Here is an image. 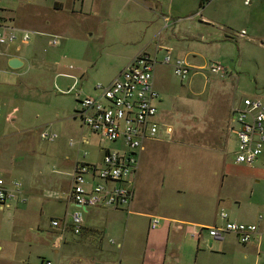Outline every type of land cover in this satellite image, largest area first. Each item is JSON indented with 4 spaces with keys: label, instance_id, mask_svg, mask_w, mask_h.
<instances>
[{
    "label": "rangeland",
    "instance_id": "1",
    "mask_svg": "<svg viewBox=\"0 0 264 264\" xmlns=\"http://www.w3.org/2000/svg\"><path fill=\"white\" fill-rule=\"evenodd\" d=\"M159 1L161 7L152 3L150 8L141 0L3 3L6 17L32 35L27 44L0 45V173L21 180L28 200L12 208L0 207V264H37L48 256L55 264H67L65 255L71 253L78 235L68 225L63 251L56 255L52 242L57 233L50 227L51 219H64L68 208L72 176L63 161L67 155L82 160L87 152L85 159L100 165L103 145L124 149L121 142L103 143L96 133L89 144L80 141L82 123L75 114L76 95L98 82L108 83L139 49L154 54L159 44L167 45L173 57L186 59L193 68L182 80L173 73V66L160 62L166 47L157 54V119L171 129L170 134L161 129L158 139L149 140V148L139 155L138 197L151 198L152 207L156 198L162 200L169 193L196 200L204 189L220 183V172L216 175L214 171L225 162L235 163L237 141L231 130V107L245 96L264 99V0L249 4L245 0ZM199 10L214 23H203L201 16H194ZM163 15L171 19L167 27ZM242 31L244 35H240ZM55 34L58 37L52 44ZM8 48L17 49L22 67L7 65L4 53ZM213 60L223 62L229 73H211L208 67ZM59 72L75 74L77 82ZM47 130L58 137L43 139L40 133ZM261 160L264 153L257 165ZM178 188L183 193L177 194ZM75 210L69 206V212ZM131 211L120 215V235ZM97 221L96 226L104 225L98 211L86 215L89 226ZM145 228L136 236L141 238L138 248L131 245L134 237L130 231L124 242L108 230L104 244L114 249L116 261L128 262L130 253L131 257L142 253ZM110 239L119 241L121 247Z\"/></svg>",
    "mask_w": 264,
    "mask_h": 264
},
{
    "label": "built area",
    "instance_id": "2",
    "mask_svg": "<svg viewBox=\"0 0 264 264\" xmlns=\"http://www.w3.org/2000/svg\"><path fill=\"white\" fill-rule=\"evenodd\" d=\"M251 0H245L250 3ZM0 0V45L19 42L26 44L32 35L31 30L19 27L6 17ZM164 27L169 25L170 17L163 15ZM244 31L240 35H244ZM57 35L50 43L55 44ZM159 47V45L157 46ZM166 55L162 63L173 66L174 74L182 80L187 79L192 66L184 58L172 59L171 49L166 47ZM156 54L139 50L119 71L111 83L98 82L94 85L95 95L85 94L77 100L76 117L83 125L96 133L103 143L121 142L124 149H109L104 145L102 164L86 160L87 152L73 166L70 175V189L67 201L76 210L65 213L64 219H51V227L57 229V242L64 239L68 225L74 234H80L85 222V212L94 207L117 208L130 211V204L135 196V176L140 165L139 155L144 144L156 140L165 129L157 118L159 110L156 106L160 100L159 92L154 88V71L157 64ZM202 69L204 67L197 66ZM209 71L223 76L229 73L225 64L213 60ZM232 133L235 135L237 146L235 162L253 166L264 153V99L260 96H245L239 105L231 107ZM43 139L54 141L58 134L53 131H42ZM74 141L71 139V144ZM24 184L19 179H11L0 173V207L6 208L16 203H27ZM69 217V219H68ZM222 221L220 225L203 227L214 241L223 240L226 233L236 235L244 246L259 236L257 223H244L229 218V212L220 209L218 214ZM262 219V216L259 215ZM160 223L157 216L151 217V228ZM41 264H54L45 260Z\"/></svg>",
    "mask_w": 264,
    "mask_h": 264
},
{
    "label": "crops",
    "instance_id": "3",
    "mask_svg": "<svg viewBox=\"0 0 264 264\" xmlns=\"http://www.w3.org/2000/svg\"><path fill=\"white\" fill-rule=\"evenodd\" d=\"M141 1H143L145 7L150 8L152 3H157L161 7L159 0ZM201 5L203 6V1H201ZM194 16H201L203 23H214L212 20L203 16L200 10L197 11ZM169 22H171V19ZM164 47L171 49V47L167 45L159 44L156 52H154V54H156V59L157 54L164 50ZM139 50L146 49L142 48ZM16 51H13L11 48L5 51L4 55L7 56L6 61L8 66L9 59L12 56L22 59L16 54ZM138 51H136L135 54ZM149 53L153 54L152 52ZM132 57H130V59ZM177 58L180 57H173L172 52V59ZM160 62L162 63V61ZM58 75L61 77L74 78V81L77 82L75 74L59 72ZM113 79H111L108 84L111 83ZM72 87L73 85L69 87L68 91H70ZM81 91H83L82 88ZM96 93L97 91L91 86L89 91L76 95L75 108L77 107V100L83 95H95ZM162 124H166L165 130L170 134L171 127L169 124L166 122H162ZM93 134L94 133L88 126L81 124V142L89 144ZM149 142L150 141L145 142L141 152L149 148ZM262 155L263 153L253 166L241 165L236 162V164L233 163L234 165L232 164L231 166L230 162L226 164L225 159H223V162H225L223 166L221 165V167L217 169L218 172L214 171L216 175L220 172V183L218 186L216 184V186L213 185L212 188L204 189V192H202L203 194L197 196L196 200L169 193L168 197L162 198V200L160 197L156 198V200L152 202V207L151 198L149 199V197L146 196L144 199H141L138 197L136 186H134L135 196H133L130 204V210H133V213L131 211L130 216L128 215L126 219L127 226L125 227L124 233L121 235L117 230L121 227L120 223L123 218V216L120 217V215L125 210L104 207H94L87 210L85 214V226H83L84 228H82L83 230L80 234H75L78 235V238H75L72 243L73 247L71 253L65 255V258H68L67 264H264V160H261L260 164L257 165ZM77 161L78 159L71 158L69 155L65 157L63 165L68 174L71 173ZM242 166L245 168H242ZM136 178L137 176H135V180ZM227 179H229L228 183ZM24 189L27 190L25 185ZM176 192L177 194L183 193L181 188H178ZM67 204L68 208L66 211L69 210V206L72 205L69 203ZM222 208L229 212L230 219L241 221L246 224L257 223L260 229L259 236L254 237L251 243L246 246L240 243L236 235L232 233H226L223 240L214 241L206 228L204 229L203 227L220 225L222 221L219 219L218 214ZM91 211L94 213L95 211L99 212V216L104 223L103 226H96L98 221L92 226L87 224L86 215H89ZM259 215L262 216V219L259 218ZM152 216L160 218V223L156 228H151L150 226ZM144 225H146L145 233L143 234L145 236V243L143 244L142 253L135 256L133 255L132 257L130 253L128 262H122L121 260L119 262L116 261L114 259V249L108 243L107 245L104 244L105 241L103 238H105L106 232L110 230L111 235L116 233L115 236L117 239H122L126 242L130 231L134 237V239L129 237L131 245L138 248L141 238L138 240L136 236H139L142 232L141 227ZM51 228L57 233V229ZM56 236L57 234L52 242L53 251L56 255H61L64 244H62V241L57 242ZM210 241L212 245H209ZM110 243L115 244L117 247H121L119 241L115 239H110ZM82 247L84 248L83 250ZM46 258L55 264L51 256ZM37 264H40V262Z\"/></svg>",
    "mask_w": 264,
    "mask_h": 264
},
{
    "label": "water",
    "instance_id": "4",
    "mask_svg": "<svg viewBox=\"0 0 264 264\" xmlns=\"http://www.w3.org/2000/svg\"><path fill=\"white\" fill-rule=\"evenodd\" d=\"M8 64L11 68L18 69L19 67H22L24 65V61H22L19 57L12 56L9 59ZM211 243L212 242L210 241L209 245H212Z\"/></svg>",
    "mask_w": 264,
    "mask_h": 264
},
{
    "label": "trees",
    "instance_id": "5",
    "mask_svg": "<svg viewBox=\"0 0 264 264\" xmlns=\"http://www.w3.org/2000/svg\"><path fill=\"white\" fill-rule=\"evenodd\" d=\"M114 144V143H113ZM87 212V211H86ZM86 212H85V214H86ZM85 226V225H84ZM84 228V227H83ZM83 230V229H82ZM45 260H48V258H46V257H41V259H40V264L42 263V262H44Z\"/></svg>",
    "mask_w": 264,
    "mask_h": 264
}]
</instances>
